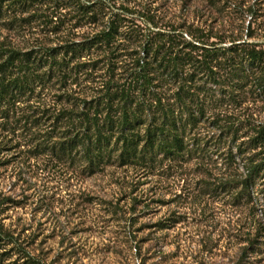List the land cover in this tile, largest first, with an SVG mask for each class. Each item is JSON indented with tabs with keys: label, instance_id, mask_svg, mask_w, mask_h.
<instances>
[{
	"label": "rangeland",
	"instance_id": "obj_1",
	"mask_svg": "<svg viewBox=\"0 0 264 264\" xmlns=\"http://www.w3.org/2000/svg\"><path fill=\"white\" fill-rule=\"evenodd\" d=\"M62 3L33 0L26 9L13 10L4 1L0 46L39 54L82 42L104 26L107 15L102 10L99 21L90 23ZM109 3L123 16L114 51L92 47L70 60L71 53L65 55L68 63L56 70V77L29 94L27 102L16 104L14 120L0 119V221L14 233V239L0 241V253L5 251L0 264H33L31 257L40 264H264V170L250 201L242 198L235 204L233 191L224 184L238 183L247 158L264 148L239 150L264 123V92L252 79L229 80L222 66H212L223 80L216 89L225 88L231 99L207 101L205 118L189 132L190 152L161 158L147 168L112 165L88 175L81 165L36 153V140L19 126L26 105L50 115L101 98L108 83L112 90L127 87L133 59L142 55V45L155 32L174 33L182 41L202 33L206 45L228 46L231 38L264 43V0ZM252 3L250 17L246 7ZM247 25L254 33L251 38ZM77 62L80 68L71 71ZM184 69V76L191 72ZM211 83L206 86L215 89ZM176 88L172 83L157 87L165 103L172 101ZM257 233L258 248L243 258V248Z\"/></svg>",
	"mask_w": 264,
	"mask_h": 264
},
{
	"label": "trees",
	"instance_id": "obj_2",
	"mask_svg": "<svg viewBox=\"0 0 264 264\" xmlns=\"http://www.w3.org/2000/svg\"><path fill=\"white\" fill-rule=\"evenodd\" d=\"M4 1H7L6 7H13V10L16 6L26 9L33 3V0H29V3L27 0H0V14ZM62 1L64 3L61 5L72 7L79 19H86L90 23L99 21L97 13L102 10L103 15H107L104 26L82 42L64 43L39 54L34 50L21 51L0 46L1 120H14V112L19 108L16 104L27 102L29 94L36 88L54 79L56 70H61V66L68 63L65 55L71 53L70 60L74 54L79 55L92 47L114 51V36L118 33L123 16L112 11L111 0ZM246 11L250 17L254 14L253 3L246 7ZM246 30L247 37L254 36L250 25H247ZM151 37L153 39L146 40L142 45V55L139 52L133 59L127 87L121 85L112 90L108 88V83L101 98L84 100L81 105H71L50 115L45 114V109L37 111L35 109L38 107L26 105L27 111L21 114L24 122L19 126L31 135L30 140H36L35 152L49 153L58 160H69L73 165H81L82 171L88 175L112 165H140L147 168L161 158H175L190 152L189 132L205 118L207 103L215 104L226 97L231 99V95H226L228 91H224L225 88L216 89L217 86L221 88L223 80L214 74L212 66H222L229 74V80L234 78L243 83L252 79L258 89L264 92V43L246 40L235 42L236 38H231L232 44L228 46H216V43L206 45L202 42V33L190 41H182L179 35L166 32H155ZM72 66L71 71L73 68L79 69L81 63ZM185 67L190 68L191 72L184 76ZM208 82H212L215 89L207 87ZM161 83L177 85L172 91L170 103L162 100L161 92L157 89ZM187 84H193V87ZM217 92L221 95L215 97ZM46 119L51 120L40 131L41 126L47 123ZM246 140L245 144L242 143L243 147L239 146L242 152L247 151V148L262 146L264 123L254 128V135ZM260 148L259 152L247 158L246 173L238 183H224L229 186L228 191H233L235 204L240 203L242 198L251 200L256 181L264 170V148ZM260 153V159L255 158ZM258 234L243 248V258L254 253V247L258 248L255 246L260 239ZM3 239H14V233L0 221V241ZM8 243L16 245L12 241ZM4 252L0 253V263ZM30 260L33 264H40L37 258L31 257Z\"/></svg>",
	"mask_w": 264,
	"mask_h": 264
}]
</instances>
